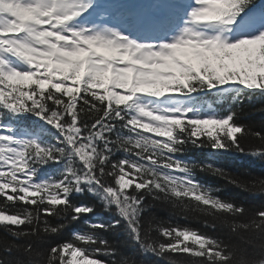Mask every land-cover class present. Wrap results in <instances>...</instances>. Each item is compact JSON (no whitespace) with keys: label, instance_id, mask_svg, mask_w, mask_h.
<instances>
[{"label":"snow or ice","instance_id":"snow-or-ice-1","mask_svg":"<svg viewBox=\"0 0 264 264\" xmlns=\"http://www.w3.org/2000/svg\"><path fill=\"white\" fill-rule=\"evenodd\" d=\"M246 102L264 0H0V264H264V204L198 175L264 197V173L192 155L264 162Z\"/></svg>","mask_w":264,"mask_h":264},{"label":"trees","instance_id":"trees-1","mask_svg":"<svg viewBox=\"0 0 264 264\" xmlns=\"http://www.w3.org/2000/svg\"><path fill=\"white\" fill-rule=\"evenodd\" d=\"M258 1V0H257ZM211 102V98H208ZM222 110V109H221ZM243 122L253 126V130L260 131L264 129V108H262L259 102L252 104L245 103L244 106V116ZM192 155L197 161H203L206 163H213L218 167L224 168L228 172L243 177L246 174L260 175L264 173V162L256 160L250 156L244 155H218L212 153L208 149L203 150H194ZM198 175L204 179L207 183L211 184L213 187L222 189V192L219 193L225 198H230L236 201L244 202L249 207H259L261 204H264V197L252 196L239 188H235L232 185L227 184L223 179L214 178V177H205L203 173H198ZM88 202L96 203L99 206V201L95 197L87 196L84 197ZM157 214L162 219H167V212L164 209H158ZM102 218L105 220L111 219V213L103 212L101 208ZM183 223V221H181ZM194 225L195 221L192 222ZM78 227V226H75ZM71 228L64 234L65 238L70 234ZM5 235V233L0 230V236ZM110 239H116L120 243L124 244L125 247L130 251H135V248L126 243L127 236L122 231L115 237H110ZM137 259H150L152 264H164L163 261H157L155 257H140L137 255Z\"/></svg>","mask_w":264,"mask_h":264}]
</instances>
